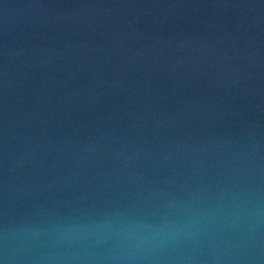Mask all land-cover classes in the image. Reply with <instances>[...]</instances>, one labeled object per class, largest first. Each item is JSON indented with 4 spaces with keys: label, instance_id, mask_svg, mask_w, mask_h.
Here are the masks:
<instances>
[{
    "label": "water",
    "instance_id": "95a60500",
    "mask_svg": "<svg viewBox=\"0 0 264 264\" xmlns=\"http://www.w3.org/2000/svg\"><path fill=\"white\" fill-rule=\"evenodd\" d=\"M0 264H264V0H0Z\"/></svg>",
    "mask_w": 264,
    "mask_h": 264
}]
</instances>
